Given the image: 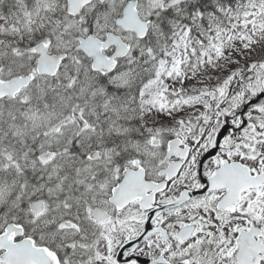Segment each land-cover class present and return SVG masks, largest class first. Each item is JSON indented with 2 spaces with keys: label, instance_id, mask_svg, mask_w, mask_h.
<instances>
[{
  "label": "snow or ice",
  "instance_id": "6c2138e0",
  "mask_svg": "<svg viewBox=\"0 0 264 264\" xmlns=\"http://www.w3.org/2000/svg\"><path fill=\"white\" fill-rule=\"evenodd\" d=\"M0 264H264V0H0Z\"/></svg>",
  "mask_w": 264,
  "mask_h": 264
}]
</instances>
